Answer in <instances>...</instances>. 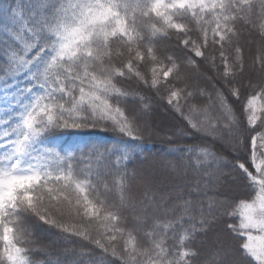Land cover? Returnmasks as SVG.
I'll return each instance as SVG.
<instances>
[{
	"label": "snow or ice",
	"instance_id": "6c2138e0",
	"mask_svg": "<svg viewBox=\"0 0 264 264\" xmlns=\"http://www.w3.org/2000/svg\"><path fill=\"white\" fill-rule=\"evenodd\" d=\"M245 31L258 36L251 64ZM173 38L175 51L166 50ZM246 68L258 82H242ZM144 89L179 122L168 141L178 161L164 167L193 174L188 186L161 191L128 169V141L152 133ZM90 129L121 139H73ZM226 176L231 194L210 191ZM217 218L223 236L204 255L192 244ZM38 226L57 230L56 240L41 242ZM60 240L67 246L53 256ZM113 257L264 264V0L0 6V264H116Z\"/></svg>",
	"mask_w": 264,
	"mask_h": 264
},
{
	"label": "trees",
	"instance_id": "16d2710c",
	"mask_svg": "<svg viewBox=\"0 0 264 264\" xmlns=\"http://www.w3.org/2000/svg\"><path fill=\"white\" fill-rule=\"evenodd\" d=\"M7 2L8 0H0V6ZM174 40L175 38H173L172 41H164L162 46L166 50L175 51ZM257 41L258 36L255 34H250L248 31L243 32L241 35L240 44L245 50L247 64H251L256 55V49L258 47ZM249 79L254 82L259 81L256 70H248L246 68L242 82L247 85ZM142 91L143 94L150 97L151 103L153 105V110L147 117V122L152 129V133L145 134L143 140L128 141L132 145L131 151L134 153L131 160L128 162V169L129 171L139 170L143 174L150 175L156 187L161 191L171 190L177 185L188 186L192 181L193 174L189 173L187 176H184L164 167V164L168 161L174 163L178 161V154L170 153V149L174 147V145L169 144L168 141L171 137L172 130L179 122L168 110L163 100L153 95L151 91L146 89ZM77 138L101 144H109L121 139L117 133L112 131H103L101 129H90L86 132L73 136V139ZM124 139L127 140L128 138ZM183 142L191 143L192 141L189 140ZM223 154L227 156L228 161H232L231 155H229L227 152ZM224 171L228 172L229 169L225 167ZM225 180L227 183L223 184L222 186H218L215 189H211L210 191H220L224 194H231L236 188V185L232 183L230 178L227 176L225 177ZM221 198H223V196ZM224 227L225 224L222 218L213 220L206 232L197 233L196 239L194 240L192 246L206 255L208 251L213 249L218 241V238L223 236L222 230ZM35 231L37 238L45 244L56 240L57 230L55 229H48L47 226H38ZM66 246L67 245H65V243L60 240L56 243H53L49 251L53 253V256H55V254L60 249ZM38 258L45 257L38 255ZM112 259L116 260L115 257ZM116 264H119L118 260H116Z\"/></svg>",
	"mask_w": 264,
	"mask_h": 264
},
{
	"label": "rangeland",
	"instance_id": "374dc122",
	"mask_svg": "<svg viewBox=\"0 0 264 264\" xmlns=\"http://www.w3.org/2000/svg\"><path fill=\"white\" fill-rule=\"evenodd\" d=\"M155 174H156V172H155ZM155 174H154V176H155Z\"/></svg>",
	"mask_w": 264,
	"mask_h": 264
}]
</instances>
